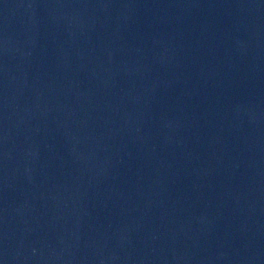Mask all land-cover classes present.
Instances as JSON below:
<instances>
[{
    "label": "water",
    "instance_id": "water-1",
    "mask_svg": "<svg viewBox=\"0 0 264 264\" xmlns=\"http://www.w3.org/2000/svg\"><path fill=\"white\" fill-rule=\"evenodd\" d=\"M0 264H264V0H0Z\"/></svg>",
    "mask_w": 264,
    "mask_h": 264
}]
</instances>
